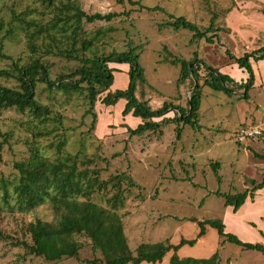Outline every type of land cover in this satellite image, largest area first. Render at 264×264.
Wrapping results in <instances>:
<instances>
[{
  "label": "rangeland",
  "instance_id": "obj_1",
  "mask_svg": "<svg viewBox=\"0 0 264 264\" xmlns=\"http://www.w3.org/2000/svg\"><path fill=\"white\" fill-rule=\"evenodd\" d=\"M68 2L89 14L116 12L118 15L111 20L87 22L84 19L74 33V10H62V3ZM156 5L175 16H186L201 29L208 27L214 18L221 30L215 41L209 43L205 39H193V32L188 29L160 28L170 18L166 12L148 9ZM57 17L63 21L52 30L50 24ZM0 20L3 25L0 70L13 72L0 76V85L19 89L17 67L34 59L49 65L53 79L81 66L80 59L57 54V46L76 48L81 57L92 58L127 50L132 42L140 45V63L147 78V83L138 86L136 94L139 99L148 100L151 108L162 107L165 102L188 108L195 82L201 85L202 94L200 129L183 125L178 136V124L164 120L157 130L131 136L129 127L135 128L137 118L141 117L123 114L126 99L106 105L103 98L107 92L99 94L95 105L97 123L91 129L92 115H85L89 104L84 92L67 93L40 82L37 98L55 116L57 130L37 135V122L30 112L11 107L3 109L0 112L3 134L0 136V178L15 179L18 175L15 162L27 159L35 148L50 158L67 153L87 155L95 159L90 166L100 168L102 178L125 172L135 182L134 186L124 182L126 200L119 210L133 253L142 243L176 244L182 237L195 238L199 232L198 221L210 218L222 219L228 231L241 240L264 243V234L257 233V226L251 224L262 221L264 230V206L246 208L242 218L249 222L242 225L243 219L233 217L236 212H229L225 199L215 194L219 188L224 193L236 194L252 188L251 179L260 182L263 178L264 158L255 153H264V132L245 142L236 140V132L250 125L264 130V86L254 85L244 98L243 89L229 84L235 90L226 94L205 83L210 76L203 66L198 80L189 78L181 83V66L170 61L173 57L186 60L197 57L220 69L235 63L227 50L242 56L263 46L264 0H60L53 6L42 0H0ZM84 43L90 47L83 51ZM120 64H110L114 74L112 87L124 79L118 74L123 70ZM260 71L264 75V66ZM176 113L177 109L170 108L165 116L173 117ZM55 124L49 120V127L42 131H49ZM215 166L221 182L216 177ZM94 200L105 207L108 205L100 195ZM2 207L0 228L6 238L0 239V264H104L103 254L85 234L74 235L80 244L77 256L50 261L29 254L26 246L16 244V240L33 243L27 226L37 218L52 221L55 214L51 206L43 204L31 211ZM206 228V234L195 245L186 244L178 250L180 257L207 258L219 251L221 264H264L263 252L243 249L229 241L221 244L217 230L209 225ZM173 253L174 250L167 252L163 261L156 264L168 263Z\"/></svg>",
  "mask_w": 264,
  "mask_h": 264
},
{
  "label": "trees",
  "instance_id": "obj_2",
  "mask_svg": "<svg viewBox=\"0 0 264 264\" xmlns=\"http://www.w3.org/2000/svg\"><path fill=\"white\" fill-rule=\"evenodd\" d=\"M57 1L60 0H42L48 6L55 5ZM62 7L64 12L74 10L72 14L75 20L74 33L81 28L80 23L84 19L87 22H94L96 20H111L118 15L116 12L89 14L78 5L72 6L70 2L62 3ZM148 9L161 10L169 16V20L159 25L160 28L171 26L177 30L188 29L193 32V39H205L207 42L213 43L221 30L219 26H216L214 18H212L208 27L201 29L186 16H175L160 5L148 7ZM59 21H63V19L57 17L51 22L52 30L57 27ZM2 27V21L0 20V33ZM33 35L29 37L32 39ZM50 39H53L52 35ZM31 45L35 46L34 44ZM89 47L88 43H84L82 50L84 51ZM139 47L140 45H133L132 42H129L127 50L113 51L109 54L91 58L81 57L76 48L63 49L57 46V54L67 58L80 59L81 66L68 74H61L55 79L50 75L49 65H46L41 59H34L27 65L18 66L16 75L20 82V88L0 85V112L10 107L21 112H30L37 122V135L49 134L50 131L57 130L58 122L55 116H51L50 109L42 104L36 95L37 85L42 82L46 83L51 89L62 90L67 93L73 91L84 92L89 104L85 115H92L91 129L96 127L98 114L95 105L99 94L103 92H107L103 98L106 105L115 104L120 98H124L126 103L123 114L132 113V115L142 118V122L135 128L129 127L131 136L143 135L147 131L157 130L162 124L161 121L164 120L174 121L178 124V136L181 134L183 125L200 129L199 111L202 100L200 84L197 83L192 90L188 108L165 102L162 107L153 109L148 100L138 98L136 94L138 86L147 83L145 69L140 63ZM227 53L240 68L247 71L248 78L246 81H238L197 57L193 60L173 57L170 61L174 65L181 66L179 77L181 83L189 78L198 80L200 77L199 71L203 66L207 68L210 76L205 80L209 87L231 94L235 88L229 84H234L243 89L242 97L247 98L249 90L255 83L251 58L256 61L264 59V45L251 52H246L242 56H235L229 50H227ZM196 62L198 64L195 66ZM111 63L129 64V83L126 89H116L115 92L110 91L114 82L113 68L110 67ZM12 73L7 70H0V76ZM170 108L177 109V113L173 117L165 116ZM155 118L162 119L158 121ZM51 119L56 124L49 131H42L44 128L49 127L47 123ZM2 135L0 132V136ZM4 136L5 138L8 137L6 134ZM0 147H2V144H0ZM255 155L264 158V153H255ZM1 161L0 148V163ZM93 162H95L93 157L68 153L50 158L37 148L31 152L27 159L15 162V167L18 170L16 178L11 181L0 178V212L3 210L2 205L10 207L11 210L31 211L40 205L49 203L55 214L52 221L37 218L29 222L27 230L33 243L16 240V244L25 245L29 254L55 261L64 257L77 256L80 244L74 240V235L85 234L92 240L94 247L103 254L104 264H140L144 261L156 264L162 262L167 252L171 250H174V253L169 262L165 264H221L219 251L214 252L207 258L180 257L177 253L186 244L195 245L206 234V226L209 225L217 230L222 239L221 244L229 241L241 246L243 249L264 253V243L243 241L236 234L226 231V225L222 219L212 218L198 221L199 232L195 238L182 237L176 244H165L163 242L142 243L137 247L136 253H133L128 245L119 210L126 200L127 188L123 186L124 182L130 186H134L135 182L125 172L104 179L101 177L100 168L90 166ZM214 171L218 181L221 182L216 166ZM251 183L253 184L252 188H247L236 194L224 193L220 188L216 190L215 194L223 197L225 205L232 206L233 211L236 212L248 196L254 198L255 191L264 187V175L260 182L251 179ZM97 195L103 197L108 204L107 207L94 200ZM251 224L256 226L254 223ZM261 234L264 233L261 231ZM5 238L6 235L0 228V239Z\"/></svg>",
  "mask_w": 264,
  "mask_h": 264
},
{
  "label": "crops",
  "instance_id": "obj_3",
  "mask_svg": "<svg viewBox=\"0 0 264 264\" xmlns=\"http://www.w3.org/2000/svg\"><path fill=\"white\" fill-rule=\"evenodd\" d=\"M251 63H252V66H253V69H254V74H255V83H254V85L264 86V75H262L261 71H260V67L264 66V59L256 61L253 58H251ZM119 67L123 68L122 72H124V73L121 72V73H118V74L123 75L124 79H123V81L121 83H118L117 86H113V87L111 86L110 90H112V89L113 90L124 89V88L127 87V81H128L127 76H128V71H129V64L121 63L119 65ZM219 70H220V72L229 74L230 76H232L233 78H235L238 81H246L247 78H248V73H245L246 70L243 69V68H240L237 63H233L231 66L221 67ZM125 102L126 101H124L123 104ZM263 110H264V108H263ZM156 119L157 118H155V120ZM137 121L138 122H136V123L139 124V123L142 122V119L141 118H137ZM263 132H264V130H263ZM260 205L264 206V187L261 188V189H258L257 191H255L254 198H251L250 196H248L246 198L244 204L240 207V209L238 211H236V213L233 211V207L232 206H228L227 209H228L229 212L232 210L235 213V214H233V217L241 219L243 217V215L245 214L246 208H248L249 206L255 208V207L260 206ZM261 206H260V208H261ZM261 218H263V215H262ZM245 222L248 223L249 221H247L246 219H243L241 224L245 225ZM261 222L262 221H259V220H257L256 222L255 221L253 222L257 226L255 228L257 233H258V231H260V232L262 231L264 233V230L262 229V226H261ZM226 231H228V227H226ZM233 231L236 232V230H233ZM242 239L245 240V241H249L248 239H245V238H242Z\"/></svg>",
  "mask_w": 264,
  "mask_h": 264
},
{
  "label": "built area",
  "instance_id": "obj_4",
  "mask_svg": "<svg viewBox=\"0 0 264 264\" xmlns=\"http://www.w3.org/2000/svg\"><path fill=\"white\" fill-rule=\"evenodd\" d=\"M262 133L263 130L260 126H243L236 132V140L239 142H245L246 140L262 135Z\"/></svg>",
  "mask_w": 264,
  "mask_h": 264
},
{
  "label": "water",
  "instance_id": "obj_5",
  "mask_svg": "<svg viewBox=\"0 0 264 264\" xmlns=\"http://www.w3.org/2000/svg\"><path fill=\"white\" fill-rule=\"evenodd\" d=\"M196 85H197V82H195V85H194L193 89L196 87ZM193 89H192V90H193Z\"/></svg>",
  "mask_w": 264,
  "mask_h": 264
}]
</instances>
